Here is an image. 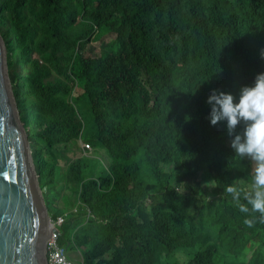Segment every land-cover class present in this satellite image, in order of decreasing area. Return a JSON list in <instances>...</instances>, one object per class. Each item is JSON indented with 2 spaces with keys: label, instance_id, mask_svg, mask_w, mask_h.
<instances>
[{
  "label": "trees",
  "instance_id": "trees-1",
  "mask_svg": "<svg viewBox=\"0 0 264 264\" xmlns=\"http://www.w3.org/2000/svg\"><path fill=\"white\" fill-rule=\"evenodd\" d=\"M0 35L10 69L13 55L25 61L13 91L68 253L84 264H264L251 164L206 103L214 89L238 100L264 73V0H0ZM83 116L105 161L78 148L89 143H78Z\"/></svg>",
  "mask_w": 264,
  "mask_h": 264
},
{
  "label": "water",
  "instance_id": "water-1",
  "mask_svg": "<svg viewBox=\"0 0 264 264\" xmlns=\"http://www.w3.org/2000/svg\"><path fill=\"white\" fill-rule=\"evenodd\" d=\"M31 155L0 37V264H48L54 226Z\"/></svg>",
  "mask_w": 264,
  "mask_h": 264
},
{
  "label": "clouds",
  "instance_id": "clouds-1",
  "mask_svg": "<svg viewBox=\"0 0 264 264\" xmlns=\"http://www.w3.org/2000/svg\"><path fill=\"white\" fill-rule=\"evenodd\" d=\"M261 58L264 59V52L261 53ZM5 62H7L8 73L10 66H8L7 50H5ZM10 74L11 69L10 73H8V79L11 78ZM12 88L14 87L11 86V91L22 122L19 104ZM206 103L211 106V125L215 126L220 121H226L227 133L229 137H232L231 149L236 153V157L239 159L248 158L252 161L256 191L254 196L248 199V204L251 205L253 211L260 212L261 216L264 217V73L256 75L252 86L240 88L238 100L231 93L214 89L209 93ZM22 124L25 129L23 122ZM241 124L243 125V130L237 134L236 129ZM25 137L30 145L32 154L31 143L26 129ZM90 152L85 155H89ZM227 191L233 193L234 196L238 195L237 190L231 185L228 186ZM240 211L247 212V206L241 205Z\"/></svg>",
  "mask_w": 264,
  "mask_h": 264
},
{
  "label": "rangeland",
  "instance_id": "rangeland-1",
  "mask_svg": "<svg viewBox=\"0 0 264 264\" xmlns=\"http://www.w3.org/2000/svg\"><path fill=\"white\" fill-rule=\"evenodd\" d=\"M113 39H114V36L113 35H106V36L102 37L101 40L100 39L95 40L94 43L90 46L91 53L94 56L98 55V53H99V47L102 46V45H106V44L111 43V41ZM24 68H25V61L24 60H19L17 54L13 55L12 58H11V71H12V74L14 75V77L16 79V83H19L20 87L22 85V79H21V73L20 72ZM8 73H10V68H8ZM10 84L13 87L15 86L14 85V80H13L12 77L10 78ZM19 90H20V97L22 99L23 98V93H22V90L20 88H19ZM76 92L77 93H80V90H76ZM220 124H223V122H220ZM82 126H83V128H82V132L80 134L78 143H80L82 141H89V143H87V144L90 146L91 152H90L89 155H87V157H92L91 154H93L94 151L96 150V153H97L96 155L99 158V160H104L105 161L107 159V152H106V150L100 148V146L98 145V143L92 137H91V139H87V132L91 128H92V130L94 129V124H93V121H92V119H91L90 116L89 117L88 116H85V117L83 116ZM231 139L232 138H227L228 148H231ZM82 144L83 143H80L79 144V147H78L79 150H82ZM80 156H82V153L79 154L77 152L76 157H80ZM70 157L72 158V155H70ZM245 160L247 162H250V164H251V174L253 175L254 172H253V164H252V161L250 159H248V158H245ZM99 164L101 166H105L104 163H102L101 161H99ZM34 171H35L36 180H38L39 181V184H40V175L38 174V171L36 170V168H34ZM200 184H201L202 188L205 191H207L209 194H212L213 193V190H214V187H215V183H214V181L212 179H200ZM40 194L43 195L42 189L40 190ZM45 204H46V202H45ZM48 213H49V211H48ZM73 254H77V253H72L71 252V253H68V256L70 258L72 257L73 260H76L77 257L71 256Z\"/></svg>",
  "mask_w": 264,
  "mask_h": 264
},
{
  "label": "built area",
  "instance_id": "built-area-1",
  "mask_svg": "<svg viewBox=\"0 0 264 264\" xmlns=\"http://www.w3.org/2000/svg\"><path fill=\"white\" fill-rule=\"evenodd\" d=\"M90 151L91 148L89 145H82V152L84 154H88ZM64 221V217H59L56 222H53L54 230H52V235L46 243L47 262L48 264H84L81 257H79L78 260L69 258L66 248L62 247L58 242V239L61 235L60 230L64 224ZM55 228H57L59 233L55 231Z\"/></svg>",
  "mask_w": 264,
  "mask_h": 264
},
{
  "label": "crops",
  "instance_id": "crops-1",
  "mask_svg": "<svg viewBox=\"0 0 264 264\" xmlns=\"http://www.w3.org/2000/svg\"><path fill=\"white\" fill-rule=\"evenodd\" d=\"M71 256H75V257H77V259H76V260H78V259H79V255H78V254H73V255H71ZM71 259H72V257H71Z\"/></svg>",
  "mask_w": 264,
  "mask_h": 264
}]
</instances>
